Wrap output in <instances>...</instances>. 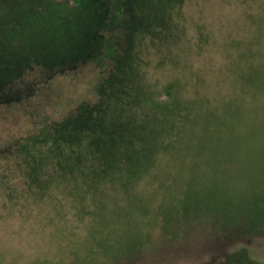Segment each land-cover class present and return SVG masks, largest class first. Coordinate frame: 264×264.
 I'll return each mask as SVG.
<instances>
[{"label":"rangeland","instance_id":"obj_1","mask_svg":"<svg viewBox=\"0 0 264 264\" xmlns=\"http://www.w3.org/2000/svg\"><path fill=\"white\" fill-rule=\"evenodd\" d=\"M122 1L0 0V264H264V209H165L189 167H246L212 104L264 0Z\"/></svg>","mask_w":264,"mask_h":264},{"label":"trees","instance_id":"obj_2","mask_svg":"<svg viewBox=\"0 0 264 264\" xmlns=\"http://www.w3.org/2000/svg\"><path fill=\"white\" fill-rule=\"evenodd\" d=\"M107 2L110 9L118 8L123 1ZM112 17L113 20L120 19L121 12L112 11ZM110 22L103 19L102 23L106 26L102 27L101 33L96 34L93 53L85 62L92 61L96 53H101V47L107 42H112L109 30L105 31ZM260 36V40H255L253 44L257 46V50H246L235 62L228 64V74L232 78V99L213 105L212 101L216 100V95L210 98V103L214 106L212 114H216L214 127L218 129L217 157L231 153L232 156L236 155V160L239 154L237 150H240L241 157L246 161L245 169L235 172L229 167L230 169L225 168L222 171L216 169L211 160L204 162V167L201 168L204 170L203 176L198 166L189 167L185 191L169 199V205H166L165 209H194L207 205L221 209H264V115L254 121L250 118L254 110L264 111V33L261 32ZM256 77L260 79L259 82ZM7 103L9 104L7 100L0 98V105ZM216 111L218 113H215ZM211 135L212 132L206 133V136L196 139L200 140L199 143L206 142ZM136 167H141L139 171L147 168L137 165ZM206 169L214 170L212 172L215 179H206ZM122 189L124 187L121 191Z\"/></svg>","mask_w":264,"mask_h":264}]
</instances>
